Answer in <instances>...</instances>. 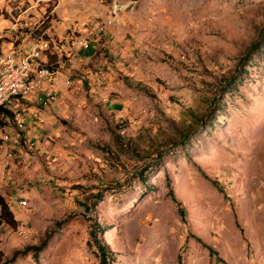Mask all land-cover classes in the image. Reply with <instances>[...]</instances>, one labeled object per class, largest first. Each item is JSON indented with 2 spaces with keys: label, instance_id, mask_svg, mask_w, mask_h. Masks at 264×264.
<instances>
[{
  "label": "rangeland",
  "instance_id": "1",
  "mask_svg": "<svg viewBox=\"0 0 264 264\" xmlns=\"http://www.w3.org/2000/svg\"><path fill=\"white\" fill-rule=\"evenodd\" d=\"M42 36L57 71L0 151L8 264H264V0H0L2 53Z\"/></svg>",
  "mask_w": 264,
  "mask_h": 264
},
{
  "label": "built area",
  "instance_id": "2",
  "mask_svg": "<svg viewBox=\"0 0 264 264\" xmlns=\"http://www.w3.org/2000/svg\"><path fill=\"white\" fill-rule=\"evenodd\" d=\"M78 45L84 50L90 47L86 39L78 40ZM29 51L21 48L8 53L0 51V151L5 139L2 110L11 109V105L19 101L32 100L42 91L44 82L54 77L52 71L59 64L50 55L51 42L43 36L34 39Z\"/></svg>",
  "mask_w": 264,
  "mask_h": 264
},
{
  "label": "trees",
  "instance_id": "3",
  "mask_svg": "<svg viewBox=\"0 0 264 264\" xmlns=\"http://www.w3.org/2000/svg\"><path fill=\"white\" fill-rule=\"evenodd\" d=\"M56 70H53L52 72H56ZM2 115L3 117L1 118V125L3 128H5L8 123H7V118H13L14 114L12 111H10V109H3L2 110ZM5 115V117H4ZM173 196V200L175 202H177V204H179V206H181L180 202L176 199V197L174 196V194H172ZM0 220L6 222L8 225H11L13 227H15L16 222L14 221V216L12 214V212L10 211V208L8 206V204L5 202L4 198L0 196ZM181 213L183 214V209L180 208ZM46 246V243H43L41 245V247L39 248L40 250L44 249ZM9 261L5 260V256L4 253L2 252V250L0 249V264H8Z\"/></svg>",
  "mask_w": 264,
  "mask_h": 264
}]
</instances>
